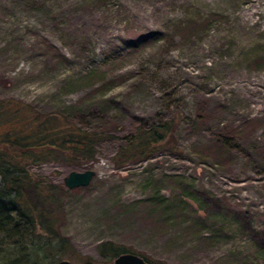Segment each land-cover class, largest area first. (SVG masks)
<instances>
[{
    "label": "rangeland",
    "instance_id": "374dc122",
    "mask_svg": "<svg viewBox=\"0 0 264 264\" xmlns=\"http://www.w3.org/2000/svg\"><path fill=\"white\" fill-rule=\"evenodd\" d=\"M250 1L0 0V141L24 134L22 114L98 135L92 158L25 168L64 192L68 262L110 264L97 246L111 242L159 264H264V0ZM136 122H170V146L114 163ZM85 170L87 187H63ZM0 251L56 262L22 230Z\"/></svg>",
    "mask_w": 264,
    "mask_h": 264
},
{
    "label": "trees",
    "instance_id": "16d2710c",
    "mask_svg": "<svg viewBox=\"0 0 264 264\" xmlns=\"http://www.w3.org/2000/svg\"><path fill=\"white\" fill-rule=\"evenodd\" d=\"M95 76L96 72L87 74L85 78L92 80ZM2 111L9 116L8 119L18 113L12 103L7 102ZM19 117L24 122L26 129L24 134L16 135L18 128L9 126L1 135L4 140L0 141V237L4 240L18 238L22 230L24 235L36 240L38 252L55 258L56 262L68 261L70 244L67 239L60 236L58 228L54 225L55 215L53 216L55 211L53 207L61 200L64 192L61 186L33 179L25 168L28 164L44 160L74 162L92 158L99 141L98 135L73 131L70 127L54 133L46 126L47 122L44 119L42 122L32 124L25 118V114ZM172 132L170 122L150 126L136 122L132 135L114 155V163L122 165L151 157L158 150L170 146ZM225 138L217 136L211 142L209 150L221 152V155L226 153L228 143ZM219 208L220 206L218 210H221ZM97 253L107 260H113L126 253L133 254L129 249L111 242L98 244ZM134 255L149 264H159L143 255ZM5 257L7 258H1L3 261L1 264H24L22 259L17 260L12 253H5ZM25 259L27 263L28 257L25 256ZM32 262L38 264L34 259Z\"/></svg>",
    "mask_w": 264,
    "mask_h": 264
},
{
    "label": "water",
    "instance_id": "95a60500",
    "mask_svg": "<svg viewBox=\"0 0 264 264\" xmlns=\"http://www.w3.org/2000/svg\"><path fill=\"white\" fill-rule=\"evenodd\" d=\"M93 176L94 173L91 170H85L83 172L70 171L62 179V185L67 190L85 188L88 186ZM53 264H71V263L65 260H60ZM110 264H149V263H147L142 258L134 254L126 253L114 258Z\"/></svg>",
    "mask_w": 264,
    "mask_h": 264
},
{
    "label": "bare ground",
    "instance_id": "6f19581e",
    "mask_svg": "<svg viewBox=\"0 0 264 264\" xmlns=\"http://www.w3.org/2000/svg\"><path fill=\"white\" fill-rule=\"evenodd\" d=\"M209 1V0H208ZM255 1V0H254ZM253 0L252 1H250V2H254ZM260 1V0H259ZM263 1V0H262ZM258 3V2H257ZM253 4H255V3H253ZM258 5H260L262 8H264V1L262 2V3H259ZM254 6V5H253ZM258 6H256V8H257ZM258 11H260V10H258ZM239 13V12H238ZM262 13V12H261ZM250 14L251 13H249V12H247V8H245V9H243V11H240V17H243L244 19H248V18H250ZM258 15V14H257ZM248 21V20H247ZM249 21H252L251 20V18H250V20ZM245 22V21H244ZM264 24V23H263Z\"/></svg>",
    "mask_w": 264,
    "mask_h": 264
}]
</instances>
